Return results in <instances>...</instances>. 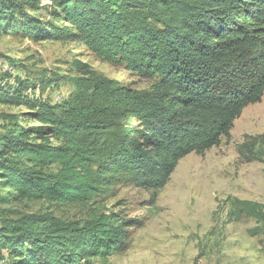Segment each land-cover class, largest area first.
<instances>
[{
	"label": "trees",
	"instance_id": "16d2710c",
	"mask_svg": "<svg viewBox=\"0 0 264 264\" xmlns=\"http://www.w3.org/2000/svg\"><path fill=\"white\" fill-rule=\"evenodd\" d=\"M0 32L78 41L153 79L136 89L75 59L73 90L52 103L28 77L11 81L3 71L0 105L26 111L0 114L1 205L87 203L116 184L154 199L181 158L229 138L243 109L264 94V0H0ZM238 150L245 162L264 161V132ZM217 208L225 223L254 220L249 232L264 238L263 203L230 195ZM1 211L0 264L105 262L143 225L115 211L83 220Z\"/></svg>",
	"mask_w": 264,
	"mask_h": 264
},
{
	"label": "rangeland",
	"instance_id": "374dc122",
	"mask_svg": "<svg viewBox=\"0 0 264 264\" xmlns=\"http://www.w3.org/2000/svg\"><path fill=\"white\" fill-rule=\"evenodd\" d=\"M41 15H48L44 10ZM47 17V16H46ZM48 18V17H47ZM12 59L13 63H9ZM87 63L96 73L146 89L153 79L142 78L122 64H113L87 50L78 41H38L0 32V74L28 77L52 103L60 102L73 90L69 76L72 61ZM42 88L40 81L55 80ZM24 107L0 105V114L20 113ZM2 118L0 117V124ZM264 132V94L259 102L245 107L235 120L229 138L202 154L181 158L167 184L152 191L116 184L107 194L89 202L58 204L22 199L5 205L8 214L51 211L64 219H88L93 212L115 211L143 222L132 230L128 248L107 261L93 264H264V238L252 235V219L225 223L217 206L227 196L264 204V161L245 162L238 146L250 136Z\"/></svg>",
	"mask_w": 264,
	"mask_h": 264
},
{
	"label": "bare ground",
	"instance_id": "6f19581e",
	"mask_svg": "<svg viewBox=\"0 0 264 264\" xmlns=\"http://www.w3.org/2000/svg\"><path fill=\"white\" fill-rule=\"evenodd\" d=\"M9 69H10V67H9ZM9 69H7V70L10 71Z\"/></svg>",
	"mask_w": 264,
	"mask_h": 264
}]
</instances>
